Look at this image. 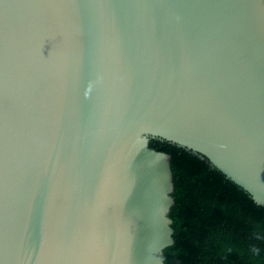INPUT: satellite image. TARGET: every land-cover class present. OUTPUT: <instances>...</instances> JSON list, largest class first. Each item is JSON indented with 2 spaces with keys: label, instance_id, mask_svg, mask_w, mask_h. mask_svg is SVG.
<instances>
[{
  "label": "water",
  "instance_id": "water-1",
  "mask_svg": "<svg viewBox=\"0 0 264 264\" xmlns=\"http://www.w3.org/2000/svg\"><path fill=\"white\" fill-rule=\"evenodd\" d=\"M151 139L264 206V0H0V264H165Z\"/></svg>",
  "mask_w": 264,
  "mask_h": 264
},
{
  "label": "trees",
  "instance_id": "trees-1",
  "mask_svg": "<svg viewBox=\"0 0 264 264\" xmlns=\"http://www.w3.org/2000/svg\"><path fill=\"white\" fill-rule=\"evenodd\" d=\"M170 156L173 244L165 264H264V206L198 156L165 141Z\"/></svg>",
  "mask_w": 264,
  "mask_h": 264
}]
</instances>
